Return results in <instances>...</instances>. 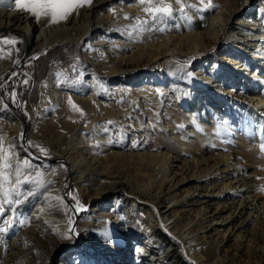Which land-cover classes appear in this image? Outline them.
Returning a JSON list of instances; mask_svg holds the SVG:
<instances>
[{"label":"bare ground","instance_id":"obj_1","mask_svg":"<svg viewBox=\"0 0 264 264\" xmlns=\"http://www.w3.org/2000/svg\"><path fill=\"white\" fill-rule=\"evenodd\" d=\"M151 5L172 13L154 21ZM0 30L19 35L0 39V145L38 157L47 184L15 205L0 264H264V0H88L57 23L0 0ZM68 39L89 74L34 84L22 117L3 77L28 84L34 57ZM148 65L112 87L93 73Z\"/></svg>","mask_w":264,"mask_h":264},{"label":"rangeland","instance_id":"obj_2","mask_svg":"<svg viewBox=\"0 0 264 264\" xmlns=\"http://www.w3.org/2000/svg\"><path fill=\"white\" fill-rule=\"evenodd\" d=\"M251 3L252 1H250L248 6ZM237 18L238 15L232 16L228 22L227 28L235 26L234 24L236 23ZM13 36H19V35L18 33L12 30L6 32L0 30V39L11 38ZM221 45H222V40L218 42L216 47L211 48L205 53L198 52L193 56L185 57L183 59L177 60V62L181 65L187 64L190 67H193L194 65L200 62L203 56L208 54L211 55L215 50L219 49ZM39 55L34 57L32 65H30L31 67L30 70L33 72V77H34V78L32 77L33 81H30L28 84H26V82H24L25 75L22 71L21 72L18 71V74H13L10 77L8 76L3 77L4 78L3 83L5 84V87L3 89V96L6 97V99L10 100L13 98L14 95H17L18 98L16 99L15 107H17L18 110H22V105L25 102H28V105L25 108V110L23 107L22 117H25L26 114L29 113V111L34 110L39 105L40 101L37 100H39L38 97L40 94L37 93V89L35 90L34 84H36V86L37 85L46 86L48 83L52 82L53 86L56 89L63 88L66 85L67 88L69 89L72 88L75 90L77 88L75 86L77 85H74L75 83L74 78H77V75L80 74L81 72L88 75L91 70V68L89 67L90 66L89 63H87L82 57L79 46L76 45L75 42H72L69 39L63 41L60 44H54L50 46L46 50L41 51ZM152 70H153V65H148L138 72L117 74L115 76L103 75L98 70H94L93 73L95 72L94 74L97 76L100 75L99 77L102 80L109 81L111 83L110 86L112 87L113 85H115L116 82L122 80L123 78L130 79L133 77V75H138V74L145 75L147 73H151ZM55 72L58 73L57 76L54 75ZM56 78L58 79L55 80ZM50 131L52 130L50 129L48 133L52 134V132ZM42 148L46 150V152H43V157L45 156L44 158L52 159V157L56 155V149L52 144L50 143L48 144L47 142H44ZM62 178L63 176H60V179ZM71 193L72 196H74V198L78 200L75 186L73 183L70 182V185L66 190V194L70 195Z\"/></svg>","mask_w":264,"mask_h":264},{"label":"snow or ice","instance_id":"obj_3","mask_svg":"<svg viewBox=\"0 0 264 264\" xmlns=\"http://www.w3.org/2000/svg\"><path fill=\"white\" fill-rule=\"evenodd\" d=\"M86 2L88 0H27V2L16 0V8L29 11L38 18L41 14L50 16L51 22L57 23L60 19L65 18L74 7L83 6V3ZM177 3H181V0H177ZM151 7L154 8L152 12L154 21L160 19L161 16H168L172 13L170 5H161L159 7L151 5ZM143 23H147V21ZM142 26V24L137 25V28ZM4 43H15V41L6 40ZM69 103L71 105V101ZM71 106L75 108V105ZM76 110L79 111V109ZM21 139L23 140V136H21ZM40 151L46 152L43 148ZM13 156L17 157L15 165L12 162ZM38 159V157L29 153L21 161L16 153L15 145H9L8 148L0 145V218H3L5 211L12 212V219H3L5 227L0 228V231H7V228L13 227L17 222L22 224L23 220L17 221L16 219L15 205H19L28 197L37 194L42 195L43 192L41 190L47 188V184L40 179L43 175V172L40 171L42 165L33 163L34 160ZM34 169L36 170L35 178H33L32 174ZM24 184L32 185V187L26 189L23 187Z\"/></svg>","mask_w":264,"mask_h":264}]
</instances>
